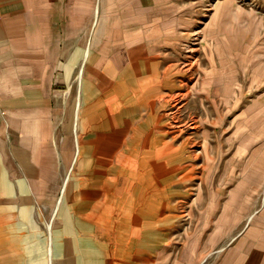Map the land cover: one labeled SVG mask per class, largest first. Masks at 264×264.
I'll use <instances>...</instances> for the list:
<instances>
[{"label": "crops", "instance_id": "0c3cea01", "mask_svg": "<svg viewBox=\"0 0 264 264\" xmlns=\"http://www.w3.org/2000/svg\"><path fill=\"white\" fill-rule=\"evenodd\" d=\"M206 1L0 0V264H197L229 237L213 264H264V199L255 204L264 183V11L236 0L214 2L205 22L198 92L228 102L243 177L259 176L260 186H240L221 215L210 204L186 238L173 233L180 150L155 134L156 104ZM243 81L260 89L241 93Z\"/></svg>", "mask_w": 264, "mask_h": 264}, {"label": "rangeland", "instance_id": "374dc122", "mask_svg": "<svg viewBox=\"0 0 264 264\" xmlns=\"http://www.w3.org/2000/svg\"><path fill=\"white\" fill-rule=\"evenodd\" d=\"M216 1H206L203 17L197 20L188 38L183 40L174 52L178 57L175 62L177 66L173 69L175 80L172 79L173 82L165 86L156 104L160 118L155 122L157 131L155 134H162L164 139L167 138L165 146H177L180 150V157L172 163V166L176 164L178 174L173 178L170 186L172 194L168 198V201L173 205V233L182 234L177 239H183V236L187 237L190 232L192 233L197 219L203 213L209 212L207 208L210 207V204L213 207V204L216 203L215 214L218 213V216L220 213L221 215L226 212L228 202L236 195L234 192L239 193L240 186H260L259 176L251 175L247 178V183L243 177L244 155L239 151L242 141L233 140L232 131L228 128L230 115L225 114L224 108L228 102L224 98L200 97L198 92L200 81L196 71L201 56L203 29ZM236 1L242 6L255 7L264 11V1ZM86 50H83L80 60L85 58ZM80 69L82 67L79 65L74 76L77 99L75 98L73 107L76 101L80 104V100H82L79 95V91L82 89L81 79L78 77ZM237 88L239 92L249 89V94L253 90L260 89L258 86L250 87L249 83L245 81L238 84ZM248 99L250 101L251 98ZM254 99L252 98L251 101ZM244 100L247 99L243 97L233 99L236 103L239 102L236 108L243 106ZM169 139H173V141H169ZM67 176L69 178L68 186L65 192L60 191L59 193L61 201H64L63 197H66L67 190L71 186V169L63 173L59 183L60 190H62ZM259 191L255 195V204L262 203L264 199V183ZM259 204H257V208H259ZM48 226L49 223L44 225L47 230L46 236L50 234L49 227L51 226ZM229 239L230 237L219 241L210 249L204 250V256L197 264H213L229 247ZM171 244L173 250L176 251L180 248L181 242L177 241Z\"/></svg>", "mask_w": 264, "mask_h": 264}, {"label": "bare ground", "instance_id": "6f19581e", "mask_svg": "<svg viewBox=\"0 0 264 264\" xmlns=\"http://www.w3.org/2000/svg\"><path fill=\"white\" fill-rule=\"evenodd\" d=\"M96 12H98V9H97V7H96ZM186 32V31H185ZM189 49V48H188ZM194 49V48H193ZM192 50V49H191ZM88 52H89V50L87 49L86 51H85V57H86V55H88ZM197 62V61H196ZM167 69V68H166ZM82 69H80V72H79V77H80V79H81V77H82ZM177 93H179V92H177ZM169 94H171V93H169ZM178 95V94H177ZM176 96V95H175ZM169 97V96H168ZM181 97V96H180ZM186 97V96H185ZM157 98V97H156ZM163 98V97H162ZM172 98H173V96H172ZM164 99H166V98H164ZM172 100V99H171ZM161 101V100H160ZM172 102V101H171ZM174 103V102H173ZM176 104V103H175ZM77 105H80L79 103H77ZM78 108V107H77ZM177 109H178V107H177ZM176 110V109H175ZM178 112V111H177ZM167 113H168V111H167ZM179 113V112H178ZM173 117V116H172ZM171 118V117H170ZM178 119V118H177ZM168 120V119H167ZM172 121V120H171ZM175 121V120H174ZM192 122V121H191ZM180 126V125H179ZM187 126H188V124H187ZM200 154V153H199ZM68 180H69V178H68V176L66 177V179H65V181H64V185H62L63 186V188H62V191L63 192H65V190H66V188H67V186H68ZM61 197L59 198V201L61 202ZM58 203V202H57ZM54 210V209H53ZM55 211V210H54ZM51 230V229H50Z\"/></svg>", "mask_w": 264, "mask_h": 264}]
</instances>
